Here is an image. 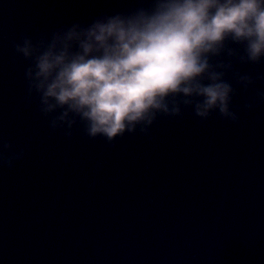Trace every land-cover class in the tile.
Listing matches in <instances>:
<instances>
[{
  "label": "water",
  "instance_id": "water-1",
  "mask_svg": "<svg viewBox=\"0 0 264 264\" xmlns=\"http://www.w3.org/2000/svg\"><path fill=\"white\" fill-rule=\"evenodd\" d=\"M139 2L0 0V143L25 152L0 166V264H264V81L238 88L236 123L184 108L114 144L27 99L13 41Z\"/></svg>",
  "mask_w": 264,
  "mask_h": 264
},
{
  "label": "clouds",
  "instance_id": "clouds-1",
  "mask_svg": "<svg viewBox=\"0 0 264 264\" xmlns=\"http://www.w3.org/2000/svg\"><path fill=\"white\" fill-rule=\"evenodd\" d=\"M12 47L28 61V101L66 136L79 125L87 137L114 144L126 133L147 135L159 117H179L184 108L202 121L215 113L236 123L238 88L264 81V73L235 70L264 64V0H140L24 34ZM254 99L264 103V90ZM24 155L0 143V166Z\"/></svg>",
  "mask_w": 264,
  "mask_h": 264
}]
</instances>
